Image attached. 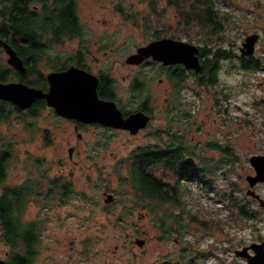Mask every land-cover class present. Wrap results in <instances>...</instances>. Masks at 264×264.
Listing matches in <instances>:
<instances>
[{
    "label": "rangeland",
    "instance_id": "rangeland-1",
    "mask_svg": "<svg viewBox=\"0 0 264 264\" xmlns=\"http://www.w3.org/2000/svg\"><path fill=\"white\" fill-rule=\"evenodd\" d=\"M154 1L76 0L84 34L49 46L40 56V68L46 72L59 65L67 52L69 57L85 46L89 65L109 71L117 80V92L122 93L130 77L146 74V68L127 66L125 57L153 35L206 44L212 48L211 54L221 48L219 52L225 56L217 60L218 79L198 87V98L190 100V91L196 86L188 77L184 93L185 100L194 103L193 112L186 120H174L181 123L180 129L187 136L199 127L195 161L204 169L200 170L201 183L180 180L175 184L176 200L170 197L151 204L136 191L129 176V151L148 139L146 129L135 135L106 131L101 143L82 140L72 153L78 163L68 166L67 145L74 144H68V117L59 118L47 107L39 109L34 118L21 117L7 104L9 117L0 120L1 142L11 144L6 183L31 184L29 181L39 174L41 181L46 175L57 183L49 187L37 181L38 187L25 204L23 220L42 222L34 264H160L166 259L177 264H248L233 249L256 236L264 238V221L246 224L241 219L226 220L224 209L214 201L217 187L239 182L247 171L241 165L245 154L264 148V0H213L222 29L208 35L197 26L188 28L166 0ZM252 32L258 33L252 56L261 67L247 70L237 59L238 46ZM0 63L4 64L1 58ZM172 96L176 98L174 93ZM124 98H128V91ZM167 122L159 110L150 125ZM45 133L50 136L49 144L44 143ZM218 141L222 144H211ZM224 144L238 154V164L227 160ZM153 172L169 185L177 179L171 167L157 166ZM68 178L73 189L64 195ZM169 185L162 191L170 192ZM49 191L59 192L63 199L51 194L43 200ZM106 193L112 195L109 202L104 201ZM157 195L151 190L150 201ZM138 199L142 205L135 206ZM226 231L232 234L226 236ZM136 238L143 242H136ZM9 255L11 248L0 239V257L7 260Z\"/></svg>",
    "mask_w": 264,
    "mask_h": 264
},
{
    "label": "flooded vegetation",
    "instance_id": "flooded-vegetation-1",
    "mask_svg": "<svg viewBox=\"0 0 264 264\" xmlns=\"http://www.w3.org/2000/svg\"><path fill=\"white\" fill-rule=\"evenodd\" d=\"M16 1L17 2L14 3V0H0V16L9 15L10 12H12V14L16 13L17 15H37L38 17L36 18V24L34 25L36 38L26 39V35L15 34L12 29V25H7L8 23L6 24V28L8 30V40L2 37L0 38L6 41L16 52L17 56L21 59L22 69H16L6 62V58L8 55L4 48L0 46V58L2 62H4V64L1 63V65H5L8 67L7 69H9L7 78L5 80L0 79V81L22 82L28 86L40 88L42 91H46L49 86L48 80L46 78V74L48 72L60 71L70 65H74L83 68L96 77V97L99 100L114 102L122 118H126L129 114L138 111L142 112L147 118L146 123L134 132H132L128 128L106 125L96 120L84 121L74 117L66 118L68 120L69 126L68 144L74 142L73 145H67V158L65 160V163H68V166H70L72 163H78V159H74L72 153L75 145L79 142H83L82 140L90 138L91 143H101L106 138V135H104L106 131L123 130L127 132L128 135H135L141 130L146 129L148 139H146L142 143L134 145L129 151V174L131 173L132 161H134L136 155L139 154V151L144 149L145 154H147L149 160L144 170L145 173L148 174V180L150 181L151 185H153L154 180L161 184L162 189H165L166 186L169 185V183L167 181H164L162 177H158L157 175H155V173L153 172L155 167H171V169L175 172L177 179L176 181L170 183V192H163L166 193V195H170L173 200H176L177 198L175 184L179 183L180 180L195 179L196 181H198V184L201 183L200 177L202 176L200 170L202 169V171H204V169L200 166V163L198 161H195V143L199 142V140L197 139L199 127L192 129L190 131V135L187 136L184 135L180 129L181 123L176 124L174 123V120L176 119V117H180L181 120H186L193 112L192 107L194 103L192 101L185 100V80L188 77L193 80L196 87L191 89L190 92L192 93V95L189 96V99L195 100V98H198L199 95L198 87H200L201 85L211 84L218 79V61L215 65V67H217V70L215 72V75L213 76L215 80H212L213 77L210 79V77L212 76L209 71L210 65L208 66L204 63V60H211L212 58L208 54H203L200 45H197V57L199 64L198 70L188 68L180 62L163 63L161 60L154 59L151 56L144 57L138 63H130L125 61L127 66H137L141 67L140 69L146 68V74L144 77L140 75H135L132 78L130 77V79L128 80V88L122 91V93L117 92V80H115L114 76L109 71H106L101 67L93 69L89 65V49H86L85 46L81 48L79 47L78 51L75 54L70 55L69 57L67 52L64 59L60 61L61 63L59 65H53L48 71L43 72L40 68L41 54L49 46H54L62 42L65 43L68 42V38L79 36L74 34L68 35V24H54L52 26L40 24L42 20L46 21L50 15H60L63 9H66L68 11V0H29L28 2H25V0ZM57 25L59 26L58 28H56ZM83 34L84 29L81 36ZM22 36L23 39H21ZM153 36V39H157L167 35ZM11 37H13L14 39H9ZM171 38L178 39L173 36H171ZM22 46L27 51L38 52L35 62L33 61V58L25 59L21 55L20 52H25L22 49ZM246 56L249 55L240 57ZM253 58L256 59L255 57ZM237 59L239 60L241 67L247 70H250L248 68L251 67L254 63V61L248 62V58L246 60L243 59V61H241L239 57ZM125 91H128V98H124ZM173 93L176 95V98H173ZM223 94L227 96L226 92H223ZM218 99L220 98L218 97ZM0 101L12 105L14 107V109L12 108L13 111L21 117L29 115L34 118L37 116V111L43 107H47L54 111V108L48 105L44 98H36L30 105L26 107H19L18 105L8 100L0 99ZM215 102L218 101L215 100ZM159 110L164 113L165 119L168 122L161 126L150 125L153 118L155 117V113L157 114ZM7 115L9 117V114ZM55 115H57V117L59 118H65V116H62L56 112ZM86 133H90V135L87 136ZM44 136V143L46 142L47 144H49L50 136L46 133L44 134ZM211 144L219 145L222 143L218 141L211 142ZM189 145L192 146V149H190ZM222 148L224 151L226 150L225 156L227 160H230V162L233 160L234 164H238V154L231 152L226 144H224V147ZM167 153H171L168 156L170 159L169 162H165V158H168L166 157ZM245 155L246 161L242 162L241 165L245 169H247V171L243 173L241 180L235 183H225L223 185H220V187H217L215 190L214 201L216 204L220 205L219 209H224V212L222 214L226 216V220L241 219L243 222H246V224L257 222L260 223L264 221V179L250 182L247 176L255 174L254 166L250 161L251 157H257V164L261 167H264V148L261 151L251 152ZM162 158H164V160H161ZM41 178L42 177L39 174V176L35 177L33 181H29L31 182V184L27 183V181L17 184H27L28 187H32L34 191L35 188L38 187L37 181H39V185L42 182L45 186L49 187H52L56 183L54 179H52L51 177L47 178L46 175L43 181H41ZM65 184L67 185L64 187V190L71 192V190L73 189L71 179L68 178V181H66ZM134 188L139 192L138 188L135 187V185ZM151 190L152 187L150 188V191L146 197L148 199V202L152 204L154 200H158V195L152 201H150ZM47 194L51 195V191H49V193ZM59 194L60 193L55 195L56 198ZM58 198L63 199L62 196H59ZM167 200L169 199L167 198L164 201ZM136 201L137 200H135L134 202ZM224 233L226 236L232 234L229 231H226ZM253 242L264 243V238L262 236H256V239L251 240L248 244H243L238 247L248 246ZM236 248H234L233 250H235ZM248 251L250 253L253 252L251 247L248 248ZM4 254L6 256V251L4 252ZM238 257L243 258L246 261L244 257ZM4 261L6 260L4 259ZM166 261L174 263L169 259L163 260L162 262Z\"/></svg>",
    "mask_w": 264,
    "mask_h": 264
},
{
    "label": "trees",
    "instance_id": "trees-1",
    "mask_svg": "<svg viewBox=\"0 0 264 264\" xmlns=\"http://www.w3.org/2000/svg\"><path fill=\"white\" fill-rule=\"evenodd\" d=\"M29 0H25L28 2ZM169 4L174 6L182 19L185 21L188 28L197 26L200 32L204 35L208 34H217L222 29V24L220 17L218 16V9L213 0H166ZM17 1L14 0V3ZM152 4L155 1L149 0ZM124 14L122 11H120ZM37 15L30 14H16L10 12L9 15L0 16V37L8 40V30L7 25H12V29L15 34L26 35V39H35L36 31L35 24ZM124 18H128L127 15H124ZM40 24L46 26H52L54 24H68V35L74 34L81 36L83 29L82 25L79 23L76 0H68V11L66 9L62 10L60 15H50L46 21H41ZM59 26L57 25L56 28ZM186 32V31H185ZM188 36V33H184ZM9 39H14L13 37ZM23 39V36L21 37ZM189 39V38H188ZM190 42V41H189ZM200 48L203 51V54H208L211 56V60L206 59L204 63L209 66V71L212 74L210 79L215 75L217 67H215L216 62L219 58L224 57L221 48H216V50L209 52L212 48L206 46V44L200 45ZM22 49L25 52H20L25 59L33 58V61L36 60V51H27L22 46ZM33 50V49H32ZM227 51H225L226 53ZM241 61L248 58V62L254 61L252 67L260 68V62L257 59H254L252 55L246 57H239ZM214 66V67H213ZM212 67V68H211ZM7 66H2L0 63V79L5 80L8 76ZM33 70V69H32ZM212 80H215L213 77ZM211 80V81H212ZM6 103L0 101V120L8 117V109ZM0 138V239L6 243L11 248V255H9L6 260L7 264H34V259L37 254L36 245L40 241V226L42 222L38 219H31L28 221L23 220L22 215L24 213L25 204L27 199L33 194L32 187H28L27 184H8L6 183V163L9 160L11 155V144H5L1 142ZM171 153H167L168 157ZM147 157V158H146ZM161 160H164L162 158ZM170 159L165 158V162H169ZM148 156L145 154V150L142 149L139 151V154L136 155L134 161H132L130 179L138 188L139 193L144 195L146 198L147 194L152 187L153 192L158 194V200L164 201L167 198H170V195H166L161 191V184L154 180L153 185L150 184L148 180V174L145 173V166L148 164ZM153 181V180H152ZM207 182V181H206ZM49 193V192H48ZM59 192L51 194H58ZM66 190L63 191V194H70ZM50 194H43V200L48 199ZM135 205H142L139 202V199L134 203ZM160 264H175L170 261L161 262Z\"/></svg>",
    "mask_w": 264,
    "mask_h": 264
},
{
    "label": "water",
    "instance_id": "water-1",
    "mask_svg": "<svg viewBox=\"0 0 264 264\" xmlns=\"http://www.w3.org/2000/svg\"><path fill=\"white\" fill-rule=\"evenodd\" d=\"M257 32L244 36L238 46L239 55H252ZM0 46L7 53L6 62L16 69H22L21 59L10 45L0 38ZM198 46L194 43L163 36L148 41L138 46L136 50L125 57L126 62L138 63L144 57L151 56L163 63L180 62L188 68L199 69ZM49 86L46 91L40 88L28 86L22 82L0 81V99L8 100L19 107L30 105L36 98H44L46 103L54 108V111L65 117H74L80 120H96L106 125L128 128L132 132L146 123V116L142 112H134L126 118H122L114 102L99 100L96 97V77L83 68L70 65L60 71H50L46 74ZM255 170L254 175L247 176L250 182L264 179V167L257 164V157H251ZM112 199L110 193H106L105 202ZM142 243L143 240H135ZM253 252L250 253L248 248ZM234 253L244 257L248 264H264V243L253 242L248 246L236 248ZM5 261L0 257V264Z\"/></svg>",
    "mask_w": 264,
    "mask_h": 264
}]
</instances>
